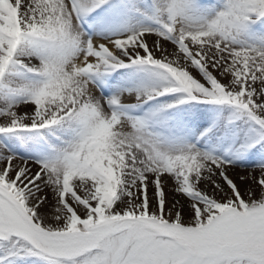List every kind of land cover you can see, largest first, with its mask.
I'll return each instance as SVG.
<instances>
[{
	"label": "snow or ice",
	"instance_id": "snow-or-ice-1",
	"mask_svg": "<svg viewBox=\"0 0 264 264\" xmlns=\"http://www.w3.org/2000/svg\"><path fill=\"white\" fill-rule=\"evenodd\" d=\"M0 264H264V0H0Z\"/></svg>",
	"mask_w": 264,
	"mask_h": 264
}]
</instances>
